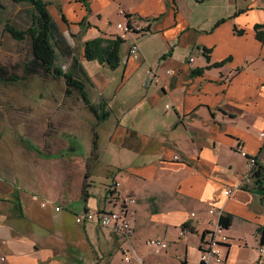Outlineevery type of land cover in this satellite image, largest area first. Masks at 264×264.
Returning <instances> with one entry per match:
<instances>
[{"label":"crops","instance_id":"obj_1","mask_svg":"<svg viewBox=\"0 0 264 264\" xmlns=\"http://www.w3.org/2000/svg\"><path fill=\"white\" fill-rule=\"evenodd\" d=\"M58 4L61 31L82 37L83 53L88 40L116 38L121 8L149 30L129 34L136 54H129V40L120 47L125 90L104 101L110 107L104 121L114 105L119 110L106 131L114 150L103 164L80 140V94L62 92L55 113L31 110L23 119L32 126L28 135L40 132L44 142L25 146L20 172L14 160L0 158V264H202V242L222 214L233 215L229 227L220 224L230 240L224 262L210 264H258L264 172L254 175L249 159L264 158V40L257 36L264 0ZM94 86L104 95L99 82ZM57 128L72 134L53 137ZM51 136L58 145L48 152ZM116 180L136 198L132 232L77 222L87 211L117 207L110 192ZM151 238L168 247L156 251Z\"/></svg>","mask_w":264,"mask_h":264},{"label":"rangeland","instance_id":"obj_2","mask_svg":"<svg viewBox=\"0 0 264 264\" xmlns=\"http://www.w3.org/2000/svg\"><path fill=\"white\" fill-rule=\"evenodd\" d=\"M2 1L3 8L0 9V154L4 155H0V158L7 161L9 159L14 160L16 171L20 172L19 161H24L26 155H28L25 146L32 148L33 143L41 145L44 142V139H41L40 132H36L33 136L28 135L29 132L31 133L32 126H26L27 123L24 126L23 119L31 113V110L39 113L43 109H49L51 110L50 114L55 113L56 104H59L62 100V92H65V81L64 78H53L41 71L32 73L26 70V63L28 64L33 57L31 41L29 38L16 40L6 30V25L10 24L19 29H26L30 25V5L14 0ZM47 1L49 2L50 12L52 15L55 14V17L53 15L54 19L56 17L61 19V14L59 17V14L54 11L59 0ZM81 39L82 37L73 35L67 37V40L72 43V53L78 59H85L82 45L78 42ZM128 47L129 43L126 42L123 51H126ZM61 62L65 71L70 70L73 55H63ZM83 64L91 79V83L86 87L87 97L91 104L103 103L102 108L98 107V113L103 114L109 111L110 108L104 104V101H109L107 96L111 97L116 93V98H120L125 90L121 84L125 75V65L122 62L120 67L112 69L107 65H100L97 60L87 59L84 60ZM12 76L16 79H12ZM95 81L99 82V86L103 89L102 93L104 95H101V97L99 90L94 86ZM79 102L81 106L77 118L79 121L78 129H80L79 135H81L80 140L85 148L91 146L89 157L100 158V162L103 164L102 161L106 157H111V151L114 150L110 148L109 136L106 135V131L114 128L119 105L112 107L111 112L113 115L110 117L111 119L104 121L105 119L98 118L97 114L87 106L82 97H80ZM100 123L101 125L98 127ZM56 132H64V136L72 134L68 129L57 128L53 130V137ZM95 136L97 139H93ZM31 137L34 138L31 139ZM48 145L50 147L47 151L51 152L56 149L58 144L56 140L52 139V141L48 140ZM57 155V153L49 154L51 157H58Z\"/></svg>","mask_w":264,"mask_h":264},{"label":"trees","instance_id":"obj_3","mask_svg":"<svg viewBox=\"0 0 264 264\" xmlns=\"http://www.w3.org/2000/svg\"><path fill=\"white\" fill-rule=\"evenodd\" d=\"M14 1L30 5V25L26 29H19L10 24L6 25V30L16 40L29 38L31 41L33 57L28 64L26 63V70L32 73L41 71L42 73L51 75L53 78H64L65 93L72 94L76 92L80 94L87 106L97 114L99 119L108 116V112H104L103 114L98 113V107H103L102 102L100 104H91L89 101L86 87L91 83V79L81 65L80 60L72 53V46L68 43L64 33L49 10V2L47 0ZM2 8L3 1L0 0V9ZM261 28L260 25H257V36L259 39L264 40V30H261ZM123 42L125 40L117 37L113 40L96 37L85 42L83 55L87 60H98L101 64L115 69L121 61L120 47ZM63 55H73V62L68 71L62 68L61 58ZM11 78L16 79L14 76ZM263 172L264 168L260 167L254 172V175L260 176ZM232 220V214H222L220 224L223 227H229ZM261 232V244L264 245V227L261 228Z\"/></svg>","mask_w":264,"mask_h":264},{"label":"built area","instance_id":"obj_4","mask_svg":"<svg viewBox=\"0 0 264 264\" xmlns=\"http://www.w3.org/2000/svg\"><path fill=\"white\" fill-rule=\"evenodd\" d=\"M120 13L124 16L122 20L117 21L116 28L118 33L117 38L130 41L129 54H136L139 50L137 39L130 38L129 34L143 35L148 31L147 26L137 21L134 15L128 14L125 9H120ZM194 61V57L190 59ZM264 136V132L261 133ZM243 155H247L246 151L242 150ZM252 172L256 171L260 167L264 168V158L250 157L249 159ZM110 192L112 194V202L117 205L112 210H98L87 211L77 216V222L81 223L85 220L97 221L102 226L112 227L114 230L121 234H130L133 229L132 225V205L135 204L136 198L133 195L124 193L121 188V183L115 181L110 186ZM226 193H231V189L226 190ZM210 212H215V208L211 207ZM195 216V212L191 213ZM229 236L224 232L223 227L219 224L216 230L210 235H206L200 248V261L202 264H210L211 262L223 263L225 258L223 255V249L229 243ZM147 244L154 248L156 251L167 248L168 243L165 239L151 238ZM125 260L130 262L131 255H125ZM258 264H264V245L259 247V259Z\"/></svg>","mask_w":264,"mask_h":264}]
</instances>
